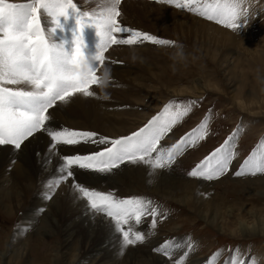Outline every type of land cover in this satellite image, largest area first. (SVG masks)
Returning <instances> with one entry per match:
<instances>
[{
	"label": "snow or ice",
	"instance_id": "6c2138e0",
	"mask_svg": "<svg viewBox=\"0 0 264 264\" xmlns=\"http://www.w3.org/2000/svg\"><path fill=\"white\" fill-rule=\"evenodd\" d=\"M0 0V147H10L19 153L24 143L43 132L50 138L44 163L59 156L54 173L43 182V198L50 200L57 188L72 180L76 199L85 202V210L93 217L104 215L120 237V254L129 246L143 244L154 234L159 220L166 213L159 211L146 195L119 197L114 191L89 187L75 179V169L107 175L123 164H144L152 176L157 170L171 169L177 158L188 148L206 138L210 115L170 147L160 141L172 131L197 103L190 100L177 103L169 100L147 124L130 135L110 138L95 131L51 126V113L58 103H67L76 95L94 97L92 86L110 80L107 65L115 63L105 53L113 46H135L144 43L174 46L175 41L161 38L122 22V0ZM165 5L193 12L209 21L243 34L252 16L250 0H156ZM104 70L105 79L97 74ZM211 110H209V113ZM241 125L223 144L204 157L187 176L206 181L219 179L230 171L237 153L236 141ZM92 144L102 150L85 154L60 155V145ZM110 145V146H109ZM15 159L11 164H15ZM264 174V137L252 153L233 173L236 177ZM42 211V209H41ZM150 216L149 232L133 226ZM127 226V227H126ZM180 249H188L174 259V264H187L195 249L190 239L177 243L166 240L154 252L173 259ZM223 249L217 250L206 264H217ZM224 264H258L247 259L239 247L232 249Z\"/></svg>",
	"mask_w": 264,
	"mask_h": 264
},
{
	"label": "rangeland",
	"instance_id": "374dc122",
	"mask_svg": "<svg viewBox=\"0 0 264 264\" xmlns=\"http://www.w3.org/2000/svg\"><path fill=\"white\" fill-rule=\"evenodd\" d=\"M131 1L161 4L156 0ZM13 2H21V0H13ZM81 4L83 6L84 0H81ZM87 6L94 7L95 1L88 3ZM170 6L175 8L174 5H168V7ZM246 6H250L252 16L243 30V34L229 30L193 12L175 8L198 16L199 19L206 22H211L218 29L231 34L233 41H231V49L228 51L223 50V46L228 44H222L225 40L221 42L214 40L217 44L214 46L211 38L202 35L196 37L194 34H192L193 36L188 35L187 31L181 32L178 26H175L174 31L171 29L163 31L156 28L154 32L136 24L135 26L133 23L123 22L126 26L151 34H160L161 38L173 40L176 43L174 46H158L150 43L135 46L118 45L134 50L135 54L143 61L139 65L137 62L123 57L122 52L118 51L117 60L116 58L111 60L116 62L110 63L111 69L116 68L113 70L117 71V75L113 78L114 81L110 79L107 83L99 85L105 87L111 81L112 83L116 82L111 88L127 89L130 93L132 92L131 98H136V103H128L118 108H107V105L112 106L113 100L111 99L113 98L106 96L104 100H101L107 101L105 110L123 111L126 109L133 114L128 117H134L130 118L131 123L135 124L134 126L130 124L134 129L121 136L138 131L172 99H175L177 103H186L190 100H195L197 103L192 107L191 112L160 141V144L165 147H170L181 136L195 128L206 114L210 115L206 138L180 155L171 169L157 170L154 174L156 177H152L153 175L148 174L151 171L150 168L142 166L137 171L139 175L134 172L124 175V179L119 184L88 185L102 191H114L119 197L146 195L159 205L161 213L167 214L165 218L158 221L154 234L149 235L145 243L137 245L145 247L142 252L144 254L156 253L153 249L169 239H174L177 243L190 239L194 242L195 249L188 257L187 264H206L207 258L220 249H223V253L217 264H224L229 252L236 247L241 249L247 259L251 260L252 257H255L258 264H264V234L258 232L256 235L247 236L246 234L242 235V232L237 229L239 224L252 225L254 222L256 223V217L264 218V183L258 181L264 180V174L241 177L233 175L243 160L252 153L253 149L258 147L261 137H264V0H250V4ZM207 31L212 37L211 30ZM178 43L183 45L184 58L173 60L171 56L178 51L176 47ZM245 49H251L255 54H249L244 51ZM241 73L247 75H240ZM122 76L125 80L121 79ZM127 77L133 80L129 81ZM101 79L103 80L105 77ZM176 89H180L181 92ZM184 89L185 91H182ZM209 110H211L210 113ZM238 124L243 130L236 141L237 155L230 165V171L221 178L212 181L187 176V171H190L204 157L223 144ZM58 127L65 126L60 124ZM108 137L118 138V136ZM88 146L90 149L84 148L82 144L72 147L60 145L63 148H71V151H74L69 152L71 154L100 151L104 147L92 144ZM144 169L150 171L147 172ZM145 172L148 176H144ZM163 175L174 177L175 180L183 182L188 187L190 199L186 205L164 198L160 193L152 191L150 179L160 180ZM248 180H257L256 185L246 186L243 182ZM145 181L149 184L147 185ZM43 182L36 177L35 183L29 184L25 193L15 198L7 189L9 188L8 181L0 179V195L3 192L11 195L7 200H0V264H68L78 254L79 242L72 241L73 243L64 247L68 248L70 255L65 257L59 255V251L63 250V245H60L62 238L46 222L45 219L48 217L44 213L46 207L42 208L41 204L40 208L30 209L36 194L39 195L44 191ZM201 183L206 185L204 191L200 189L199 184ZM12 190L16 193L19 188L16 186ZM58 192L59 188L55 193ZM178 197L185 199L182 196ZM194 200L197 204L202 203L200 209L202 217L194 207ZM150 223L151 217L148 216L142 224L135 225L132 221L131 226L140 231L149 232ZM13 248L15 254L8 263L6 255ZM187 250L180 249L173 259L166 257L165 259L170 264H174V259L183 255V252ZM127 252L128 249L123 255L116 256L114 264H124ZM80 254L82 253L80 252ZM87 255V260H84L83 264H93V260L96 258L88 262L91 254L87 253ZM93 256L97 257L98 255Z\"/></svg>",
	"mask_w": 264,
	"mask_h": 264
},
{
	"label": "bare ground",
	"instance_id": "6f19581e",
	"mask_svg": "<svg viewBox=\"0 0 264 264\" xmlns=\"http://www.w3.org/2000/svg\"><path fill=\"white\" fill-rule=\"evenodd\" d=\"M120 7L122 10V22L126 24L133 23V25L136 24L139 27L141 26L154 32L156 28L163 31H170V29L171 31H174L175 26H178L181 32L187 31L188 35L194 34L195 37L202 35L211 38L213 40L212 44L214 46L217 45L214 40H217V42L225 40V42L222 44H228L223 46V50L228 51L231 49V41H233L231 34L226 33L220 28L219 30L216 25L212 24L211 22L201 20L198 18V16L176 10V7L173 9L172 6L168 7V5L165 4H153L145 1L131 0L123 1ZM144 28L143 30H145ZM208 29L211 30L213 38L209 36L207 31ZM118 51L122 52L121 55L123 57L131 59L137 62L139 65L141 62H143L142 59L139 58L137 54H135L134 50L129 49L127 46H114L108 51L106 56L110 60H112V58H116L117 60L116 56H118ZM244 51L249 54H255V52L251 49H245ZM110 66V64L107 65L109 70L108 75L110 79L114 81L113 78L117 75V71L113 70L116 68L111 69L112 66ZM98 72L100 73L99 76L104 78V70L100 69ZM240 75L244 76L247 74L241 73ZM123 78L124 77L122 76L121 79ZM127 78L129 81L133 80L129 77ZM112 81L110 84H106L105 87L93 85L92 90L96 93V96L94 97L86 98L82 95H76L67 103L58 104L53 109H50L49 112L51 113V117L53 119L51 121V126L58 127L60 124H62L68 128L95 131L100 135L111 137H119L132 131L135 124L133 125L131 123V119L134 117L131 118L133 114L129 112V110L124 109L123 111H108L105 110V104L107 101H101L104 100L106 96L113 98L111 99L113 100L112 106L107 105V108H118L123 107L128 103L137 102L135 101L136 98H131L130 95L132 92L130 93L127 89L119 90L111 88L114 86V84H116V82L112 83ZM127 85L128 84H126V86ZM185 89L182 91H185ZM176 90L181 92L180 89ZM129 115H131V119L128 117ZM132 122L134 123V120H132ZM49 144L50 139L45 133L40 132L35 134L33 137H30L24 143L22 150L19 153L14 154L10 147H0V179L8 181L9 188L7 189L10 190L13 197L16 198L17 196H20V194L22 195V193H25L27 186L29 184L35 183L36 177L41 181H46V179H48L54 173L59 163V156H54L49 163H44L45 154L47 153ZM88 145L89 144H82L84 148H89ZM71 150V148H63L60 146L58 149L60 155L71 154L69 152H74ZM13 159L16 161L15 164H11ZM127 165L129 166L128 168L125 167ZM142 166H145V168L148 167L142 163H125L113 173L103 176L98 173L75 169V179L78 182L86 183L87 185L91 186L100 183L116 185L122 182L124 175H130L133 172L138 174L137 171ZM147 172H145L144 176ZM148 174L146 176H148ZM154 176L156 177V175H153L152 177ZM256 181L248 180L244 181L243 183L246 186L248 185L249 187H253L256 185ZM258 181L264 183V180ZM145 183L147 184L146 181ZM149 183L152 191L160 193V195L164 198L174 200L175 202L181 203L183 205H186L190 199V194L188 193L187 189L188 187H186L183 182L175 180L174 177L172 178L170 176L163 175V178L160 180H154V178L150 179ZM71 184L72 180L62 183L58 187L59 192L55 193L50 200L43 198V192L39 195L37 193L36 197H33L34 200L30 209L40 208L41 204L43 206H41L42 208L46 207V210H44V213H46V216H48L47 219H45L47 220L46 222H48L49 225L54 228V232L60 234L62 238V244L60 245H63V250L59 251V255L64 257L67 255L69 256L70 254H68V248L66 249L64 247L72 241L79 242L78 254H76L73 260H71L68 264H83V261L87 260V253L91 254V259L89 258L88 262L89 260L96 258L93 260V264H114L116 259L115 257L120 255V238L117 234H115L110 219H107L104 215H96L93 217L90 212H87L85 210V202L76 199L74 196ZM16 186L19 188V191L14 193L12 188H15ZM199 186L202 191L206 189V185H204V183L199 184ZM9 196H11L9 193L5 194L3 192L0 195V200H7L9 199ZM178 196L185 197V199H182ZM193 202L199 216L202 217L200 211L202 203L197 204L195 200ZM231 210L232 208L230 211ZM255 221L256 223L254 222L252 225L246 223L242 225L239 224L237 226L238 231L242 232V235L246 234L247 236L256 235L258 232L264 234V218L262 219L260 217H256ZM127 249L128 252L125 255L124 264H170L160 253H142L144 252L145 247L136 246L130 248L128 247ZM80 252L83 255L80 254ZM14 254V248L13 250L11 249L9 253H7L6 260L8 263ZM93 255L98 256L94 257Z\"/></svg>",
	"mask_w": 264,
	"mask_h": 264
},
{
	"label": "clouds",
	"instance_id": "9594fccd",
	"mask_svg": "<svg viewBox=\"0 0 264 264\" xmlns=\"http://www.w3.org/2000/svg\"><path fill=\"white\" fill-rule=\"evenodd\" d=\"M176 47H177L178 51L176 53L172 54L171 58L173 60H177L178 58L183 59L184 58L183 45L178 43L176 45Z\"/></svg>",
	"mask_w": 264,
	"mask_h": 264
}]
</instances>
